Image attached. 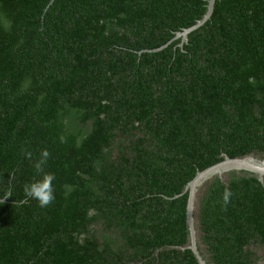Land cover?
<instances>
[{
    "label": "trees",
    "instance_id": "obj_1",
    "mask_svg": "<svg viewBox=\"0 0 264 264\" xmlns=\"http://www.w3.org/2000/svg\"><path fill=\"white\" fill-rule=\"evenodd\" d=\"M49 1L0 0V264H201L187 184L264 160V0H215L182 46L207 0ZM193 222L206 264H264V176L204 180Z\"/></svg>",
    "mask_w": 264,
    "mask_h": 264
},
{
    "label": "water",
    "instance_id": "obj_2",
    "mask_svg": "<svg viewBox=\"0 0 264 264\" xmlns=\"http://www.w3.org/2000/svg\"><path fill=\"white\" fill-rule=\"evenodd\" d=\"M53 2V0H50L47 7ZM215 0H207V11L204 14V16L199 19L195 24L188 28H184L182 31H179L176 33V36L174 38H181V42L179 43L180 46H182L183 42L187 41V35L192 32L193 30L197 29L201 25H203L210 17L214 9ZM164 46H161L155 50H159ZM246 170L253 172L258 175V178L261 182H263V176H264V160L257 159L253 156H246L242 158H230L228 156H225V158L212 165L207 167L206 169L198 172L195 177L187 184L186 190H188V200H187V210H186V220L187 225L190 233V248L197 256L199 262L201 264H206L201 256L198 253L197 247H196V238H195V229H194V222H193V208H194V198H195V192L196 188L206 179L210 178L211 176L215 174H222L223 172L229 171V170ZM4 200V199H2Z\"/></svg>",
    "mask_w": 264,
    "mask_h": 264
},
{
    "label": "clouds",
    "instance_id": "obj_3",
    "mask_svg": "<svg viewBox=\"0 0 264 264\" xmlns=\"http://www.w3.org/2000/svg\"><path fill=\"white\" fill-rule=\"evenodd\" d=\"M24 155L26 159L31 160L33 157L32 152L24 150ZM50 152L47 149H41L39 159L36 161L34 168L37 174L36 179L31 182L25 183L23 185L24 195L32 200L38 202L41 208H46L50 206L55 200V189L54 180L56 179L55 174L51 172H44L45 161L50 157ZM13 196L11 188L7 191V195L3 197ZM233 193L230 189H225L222 194V200L225 205L231 202ZM3 201L0 200V203Z\"/></svg>",
    "mask_w": 264,
    "mask_h": 264
}]
</instances>
